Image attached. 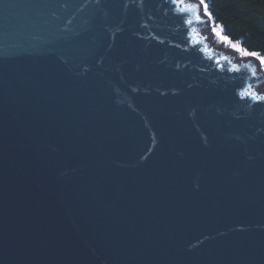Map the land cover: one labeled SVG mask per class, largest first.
Masks as SVG:
<instances>
[{
	"label": "water",
	"instance_id": "1",
	"mask_svg": "<svg viewBox=\"0 0 264 264\" xmlns=\"http://www.w3.org/2000/svg\"><path fill=\"white\" fill-rule=\"evenodd\" d=\"M226 38L199 0H0V264H264V65Z\"/></svg>",
	"mask_w": 264,
	"mask_h": 264
},
{
	"label": "trees",
	"instance_id": "2",
	"mask_svg": "<svg viewBox=\"0 0 264 264\" xmlns=\"http://www.w3.org/2000/svg\"><path fill=\"white\" fill-rule=\"evenodd\" d=\"M213 24L247 51L264 56V0H206Z\"/></svg>",
	"mask_w": 264,
	"mask_h": 264
},
{
	"label": "snow or ice",
	"instance_id": "3",
	"mask_svg": "<svg viewBox=\"0 0 264 264\" xmlns=\"http://www.w3.org/2000/svg\"><path fill=\"white\" fill-rule=\"evenodd\" d=\"M172 2L177 4V5H181V4H183L185 2V0H172ZM199 5L202 6L204 12L207 13L208 6H207V3H206V0H199ZM189 23H191V22L189 21ZM234 47H235V45H234ZM239 51L243 52L247 56H252V57H255V58L259 59L261 65H264V56H262L260 53H257V52H254V51L250 52V51H247L244 48H240Z\"/></svg>",
	"mask_w": 264,
	"mask_h": 264
},
{
	"label": "rangeland",
	"instance_id": "4",
	"mask_svg": "<svg viewBox=\"0 0 264 264\" xmlns=\"http://www.w3.org/2000/svg\"><path fill=\"white\" fill-rule=\"evenodd\" d=\"M217 26L219 27L220 25H217ZM220 27H221V26H220ZM220 27H219V28H220ZM220 29L222 30V27H221ZM222 31H223V30H222ZM233 42H234V41H233ZM234 43H236V42H234ZM237 44H238V43H237Z\"/></svg>",
	"mask_w": 264,
	"mask_h": 264
},
{
	"label": "bare ground",
	"instance_id": "5",
	"mask_svg": "<svg viewBox=\"0 0 264 264\" xmlns=\"http://www.w3.org/2000/svg\"><path fill=\"white\" fill-rule=\"evenodd\" d=\"M208 12V11H207ZM220 27V26H219ZM221 28V27H220ZM237 44V43H236ZM239 45V44H238ZM240 46V45H239Z\"/></svg>",
	"mask_w": 264,
	"mask_h": 264
}]
</instances>
